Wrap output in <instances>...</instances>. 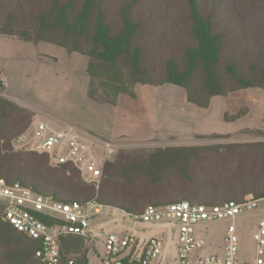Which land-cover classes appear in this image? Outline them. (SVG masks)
<instances>
[{
    "label": "trees",
    "instance_id": "obj_1",
    "mask_svg": "<svg viewBox=\"0 0 264 264\" xmlns=\"http://www.w3.org/2000/svg\"><path fill=\"white\" fill-rule=\"evenodd\" d=\"M256 1L264 3V0ZM246 4L249 1L243 0L242 5ZM181 5L180 24L177 23L173 30L167 27L171 0H0V36L32 44L50 43L68 53L87 56L88 95L98 103H113L120 93L132 95L133 86L124 88L127 75L135 80V84L178 86L184 89L189 103L203 109L208 107L213 96H228L248 88L264 90V7L245 11L244 6L240 8L232 4L218 18L217 14H205L197 0H181ZM94 61L105 67V74H101L98 80L100 86L111 89L112 100L98 99L91 92L95 79L92 72ZM0 90H4L2 81ZM13 110L18 112L16 128L13 126ZM33 117L30 110L16 107L5 97L0 98V122L3 125L12 123V129L0 132V179L9 185L18 183L56 202L98 200L97 196L101 195L98 202L102 206L119 208L116 204H107L109 201L103 198L104 191H90L89 185L93 184H86L73 165L52 166L46 154L14 148L13 142L29 129ZM228 147L244 150L233 155L235 160L222 158L221 162L229 165L245 158L248 150H254L253 161L264 154L263 143ZM19 152H26L32 162L42 163L48 173L41 174L34 167H23L25 163ZM159 152L158 158L164 162L161 164L175 163L173 180L168 184L165 177L162 180L163 174L170 173L169 169L154 160L139 172L152 184L165 181L164 190L172 189L170 194L164 199L151 195L149 203L145 202L146 196H136L139 200L134 202V211L120 208L123 212L139 215L150 205L167 206L197 199L187 190L189 188L173 189L177 179L187 183L192 179L190 167L200 152L199 148L165 147ZM134 173H128L129 178L133 179ZM61 179L70 180L71 185L62 184ZM78 179L82 182L78 183ZM201 188L203 200L191 204L215 206L231 200L240 202L248 197L258 199L264 196V175L243 174L233 180L227 178L205 183ZM152 191L157 194L161 190L153 188ZM221 197L225 201H218ZM36 215L46 224L53 222L47 216ZM82 241L73 237L63 239L59 264H68L69 259H74L75 264H88L83 254L72 252V242ZM40 249L39 240L19 233L4 220L0 205V264H43L35 255Z\"/></svg>",
    "mask_w": 264,
    "mask_h": 264
},
{
    "label": "crops",
    "instance_id": "obj_2",
    "mask_svg": "<svg viewBox=\"0 0 264 264\" xmlns=\"http://www.w3.org/2000/svg\"><path fill=\"white\" fill-rule=\"evenodd\" d=\"M88 67L87 56L54 44L0 36L4 96L30 110L33 124L44 123L54 131L74 126L91 144L117 139L157 144L166 136L179 137L186 129L230 137L238 132H264L261 88L213 96L205 109L189 103L184 89L172 84H136L132 95L120 93L113 103H98L88 95ZM160 232L154 230L144 237Z\"/></svg>",
    "mask_w": 264,
    "mask_h": 264
},
{
    "label": "built area",
    "instance_id": "obj_3",
    "mask_svg": "<svg viewBox=\"0 0 264 264\" xmlns=\"http://www.w3.org/2000/svg\"><path fill=\"white\" fill-rule=\"evenodd\" d=\"M77 128L68 125L63 130L54 131L44 123L33 124L16 141L15 149L46 154L50 165L71 164L76 167L86 183L98 185L102 177V163L95 159L90 145L99 144L104 150V158L109 157L117 147L113 141L85 140ZM15 141V142H16ZM264 206L261 198H245L243 201H227L221 205L204 206L188 201L167 206H147L139 215L127 214L136 223L146 225L168 222L175 232L177 243V263L168 262L165 256L166 244L157 236L139 237L130 234L107 233L102 254L94 252V264H264V220L259 222L253 233L254 254L251 259L240 260V238L231 228L225 237L223 254L203 255L201 250L207 240L197 233L196 227L205 221L226 220L250 210ZM0 205L4 220L19 233L41 242L36 257L43 264H59L61 241L68 237L92 241L91 223L101 214L103 207L96 198L85 202L61 203L49 197L36 194L18 183L9 185L0 179ZM36 214L53 220L46 224ZM68 264H75L69 259Z\"/></svg>",
    "mask_w": 264,
    "mask_h": 264
},
{
    "label": "rangeland",
    "instance_id": "obj_4",
    "mask_svg": "<svg viewBox=\"0 0 264 264\" xmlns=\"http://www.w3.org/2000/svg\"><path fill=\"white\" fill-rule=\"evenodd\" d=\"M201 10L205 14L210 15H219L218 18H221L228 7L232 4L241 8L243 0H197ZM249 1V4L242 5L243 9L252 10L260 9L264 7V3H259L256 0H245ZM172 10L168 17L167 27L174 30V26L177 23L180 24L181 17L178 16V13L181 12L182 5L181 0H171ZM257 2V3H256ZM241 3V4H240ZM175 13V16H174ZM173 25V26H172ZM92 72L94 73L95 79L91 87V92L98 99L102 100H112L113 93H110L111 89L100 86L101 81L98 78L101 74H105V67L97 63V61L92 62ZM95 64V65H94ZM1 81V77H0ZM106 84V83H105ZM125 89H129L132 86L134 87L135 80L126 77L125 80ZM110 91V92H109ZM109 92V93H108ZM184 98L185 91L183 90ZM4 98V93L0 90V98ZM6 98V97H5ZM7 99V98H6ZM9 100V99H8ZM13 102V101H12ZM14 105L18 108H25L20 104L13 102ZM26 109V108H25ZM13 126L16 128V118L18 112L13 110ZM12 123L9 125H3L0 122V132L4 133L9 129H12ZM232 136V135H231ZM234 138V139H232ZM254 139V141H243L244 139ZM160 142L153 143H128L125 140L117 139L113 141L117 145L114 152L107 158H104V150L100 145H90L94 152L95 159L98 163H102V177L97 186L89 185L90 191L94 190V193H102L104 191L105 200H108L107 204H116L119 208L114 206H103L101 208V214L95 216L91 223V237L92 241H82L81 243L72 242L71 248L72 252L76 255L83 254L88 264H94L96 262V257L94 252H97L99 255L103 253L104 249V239L107 233L115 234H130L136 232L139 237L148 236L149 232H154V230H160V235L157 236L163 239L165 248V256L169 258L168 262L177 263V243L175 240V232L172 230L168 222L158 223L154 225H146L140 222H135L133 219L129 218L125 212L120 208H129L131 211H134V202H137L139 199L136 196H146L147 200L145 202H150L152 198H158L165 195H169L172 189L165 188L164 184L167 181V184L173 179V171L176 168L174 164H161L164 163L160 161L158 155L161 153L160 148L165 147H178V148H199L200 152L198 153L197 158L194 161V164L190 167L192 179L188 183L184 180H176V185L173 190L183 187V189L189 190V192L196 196L197 199L185 200L190 203H194L203 200V195H201V185L209 182H219L230 178L231 180L237 179L243 174L246 175H264V154H260L258 157L259 160L254 159L255 153L254 150H251L246 153L245 158L243 157L240 163L229 165L221 162L222 158H227L229 160H235L234 154L236 152L243 151L242 149L230 148L228 146L232 145H244L250 143H263L264 144V132H238L233 134V137L230 135L220 134H210L202 135L197 134L194 131L187 130L179 135V137H167L161 138ZM169 144V145H167ZM165 145V146H164ZM14 148L20 146L18 141L13 142ZM264 152V150H263ZM21 158L23 159L25 165L23 167H29L32 169L34 167L36 171H40L41 174H46L48 172L43 169V164L37 161L32 162V158L27 155L26 152H19ZM223 155V156H222ZM185 154H182V158ZM154 157L153 159H151ZM159 162L161 165L166 166L165 168L169 169L168 174H163L164 182L152 184L145 177L140 175L139 170H145L148 166L151 165V161ZM171 165V166H168ZM41 167V168H40ZM50 168H55L49 165ZM171 167V168H170ZM131 171L136 173L133 174V179L129 178L128 173ZM53 173V172H50ZM68 176V174H66ZM179 176V175H178ZM83 180V179H82ZM84 181V180H83ZM191 181V182H190ZM60 182L64 185H71V181L68 179H61ZM81 183L78 179V183ZM85 182V181H84ZM91 184V183H86ZM85 186V185H84ZM87 186V185H86ZM166 186V185H165ZM105 190H104V189ZM155 188L158 191L157 194H153L152 189ZM152 195V196H151ZM203 196V197H202ZM100 196H97L100 201ZM193 197V196H192ZM142 198V197H141ZM218 201L223 202L225 199L223 197L219 198ZM146 205V203H144ZM145 206L141 209H138V212L143 210ZM264 220V206L263 204L259 205V208L256 210L246 211L237 215L234 218L226 220H213L205 221L200 223L197 227V233L200 236H203L207 240V246L201 250L203 255H219L223 254V249L225 245V237L230 232L231 228H235L236 234L240 238V260H248L253 257L254 254V243H253V233L256 230L259 222ZM150 226H153L150 230ZM74 243V244H73ZM2 253V252H1ZM77 258V256H75Z\"/></svg>",
    "mask_w": 264,
    "mask_h": 264
}]
</instances>
